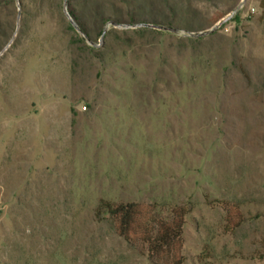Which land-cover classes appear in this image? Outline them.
Instances as JSON below:
<instances>
[{"label":"rangeland","instance_id":"1","mask_svg":"<svg viewBox=\"0 0 264 264\" xmlns=\"http://www.w3.org/2000/svg\"><path fill=\"white\" fill-rule=\"evenodd\" d=\"M101 201L264 264V0H0V264H153Z\"/></svg>","mask_w":264,"mask_h":264},{"label":"trees","instance_id":"2","mask_svg":"<svg viewBox=\"0 0 264 264\" xmlns=\"http://www.w3.org/2000/svg\"><path fill=\"white\" fill-rule=\"evenodd\" d=\"M77 21L75 15L70 14ZM80 28L83 29V27ZM99 215L113 221L116 234L133 246H144L153 264H184V226L187 210L179 206L171 209L168 218L162 217L154 204L142 202L101 201ZM228 222L233 229L243 223L237 209L228 211Z\"/></svg>","mask_w":264,"mask_h":264},{"label":"water","instance_id":"3","mask_svg":"<svg viewBox=\"0 0 264 264\" xmlns=\"http://www.w3.org/2000/svg\"><path fill=\"white\" fill-rule=\"evenodd\" d=\"M245 1H246V0H244V2H245ZM239 9H240V8L236 9L235 11H233V12L231 13V15H230L228 18L222 20V21L218 24V26L215 27V28H213L212 30L207 31V32H204V33H199V34H197V35H196V34H192V36H206V35H209V34L213 33L218 27H220L221 25H223L224 23H226L227 21H229L230 19H232L233 16L239 11ZM70 19H71L72 24L74 25V27L77 29V31L80 32V33H82V31L80 30V28H79V26L76 24V22H75L72 18H70ZM151 27H153V28H158V29H160V30H166V31L174 32V33H177V32H178L177 29L169 28V27L154 26V25L151 26Z\"/></svg>","mask_w":264,"mask_h":264}]
</instances>
